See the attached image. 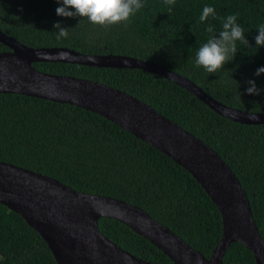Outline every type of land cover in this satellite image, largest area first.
I'll return each instance as SVG.
<instances>
[{
    "label": "trees",
    "instance_id": "trees-1",
    "mask_svg": "<svg viewBox=\"0 0 264 264\" xmlns=\"http://www.w3.org/2000/svg\"><path fill=\"white\" fill-rule=\"evenodd\" d=\"M145 7L127 24L102 28L86 19L56 15V0H0V31L25 47L66 48L85 55H119L151 62L198 86L222 105L248 113L264 110V47L256 48L264 24V0H177L171 13L162 0ZM205 5L218 17L238 14L248 46L237 42L235 58L209 74L195 67L199 47L212 24L200 23ZM69 28L57 40L53 25ZM10 50L0 43V53ZM39 72L94 81L122 91L152 108L210 147L239 181L264 240V125H243L212 111L194 95L163 77L139 69L34 63ZM254 80L259 95H247ZM237 82V83H236ZM0 162L52 178L72 190L121 200L142 209L208 259L217 246L220 214L183 168L114 123L73 105L22 95L0 94ZM100 233L130 255L153 264H173L143 237L108 218ZM0 264H57L42 238L18 214L0 204ZM222 264H255L238 243Z\"/></svg>",
    "mask_w": 264,
    "mask_h": 264
},
{
    "label": "water",
    "instance_id": "water-1",
    "mask_svg": "<svg viewBox=\"0 0 264 264\" xmlns=\"http://www.w3.org/2000/svg\"><path fill=\"white\" fill-rule=\"evenodd\" d=\"M0 94L22 95L73 105L114 123L187 171L217 208L222 232L206 259L142 209L118 199L79 193L58 181L0 162V204L18 214L47 245L57 264H153L121 250L98 228L113 219L143 237L173 264H222L232 243L264 264V240L249 201L230 168L210 147L136 98L106 85L39 72L34 63L139 69L159 75L194 95L221 117L243 125H264V110L248 112L222 105L198 86L151 62L119 55H85L66 48L25 47L0 31Z\"/></svg>",
    "mask_w": 264,
    "mask_h": 264
},
{
    "label": "clouds",
    "instance_id": "clouds-1",
    "mask_svg": "<svg viewBox=\"0 0 264 264\" xmlns=\"http://www.w3.org/2000/svg\"><path fill=\"white\" fill-rule=\"evenodd\" d=\"M163 5L171 13L177 0H162ZM60 6L56 8V15L64 18L86 19L90 24L102 28L112 25L127 24L131 17L136 15L146 5L143 0H56ZM221 21V30L216 34V29L212 24H207L206 32L209 37L196 52L195 67L203 68L209 74L222 71L224 65L231 62L237 53V42L248 46L245 39L244 28L237 22L238 14L218 17L213 6L205 5L199 16L200 23H207L209 18ZM53 32L57 40L67 39L70 29L63 27L60 23L53 25ZM258 35L255 36L256 48L264 47V24L257 28ZM264 74V66L258 68L255 75L259 77ZM237 83V82H236ZM249 87L246 89L247 95H259L254 80L247 81ZM250 119H255L256 115L249 114Z\"/></svg>",
    "mask_w": 264,
    "mask_h": 264
}]
</instances>
